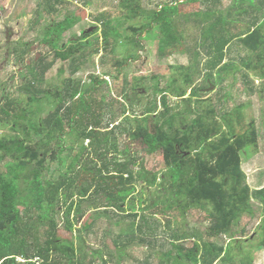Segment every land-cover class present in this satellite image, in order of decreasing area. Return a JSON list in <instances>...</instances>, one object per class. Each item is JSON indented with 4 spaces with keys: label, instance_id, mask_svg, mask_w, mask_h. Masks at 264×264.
Instances as JSON below:
<instances>
[{
    "label": "trees",
    "instance_id": "1",
    "mask_svg": "<svg viewBox=\"0 0 264 264\" xmlns=\"http://www.w3.org/2000/svg\"><path fill=\"white\" fill-rule=\"evenodd\" d=\"M45 1L51 12L55 3L60 4L64 0ZM143 1L120 0L119 7L124 13L122 16L97 17L96 21L101 24V28L92 34L84 32L81 37L69 42L71 46L64 45L60 49V37L78 21L67 17L65 21L51 25L45 31L44 43L51 47L54 60L47 62L41 57L35 61L30 60V57L23 59V63L26 60L33 63V67L24 75L25 81L20 88L22 94L26 93V98L8 101L0 107L1 122L10 123L16 132L12 136H0V166L7 159L11 161L3 165V170L0 167V264H59L51 262L53 256H61L66 264L104 262V253L110 256L111 252L91 250L92 257L87 260L88 252L83 238L78 244L64 240L58 234L60 226L56 216L63 213L67 227H70L74 199L79 197V203L92 199L93 189L95 194L105 192L111 205L117 204L121 209L118 205L121 198L127 197L125 193L133 189L137 181L147 183L145 200L149 206L146 211L158 209L165 216L174 210L181 216H186L191 210L204 211L209 222L205 234L211 239L230 235L232 228L245 216L251 219L259 216L262 218L264 239V188L252 191L242 170L243 155L250 148L258 149L259 133L254 122L240 134L232 121L233 112H228L230 120L224 117L223 124L214 116L215 110L207 115H197V111L193 109L195 103L189 100H184L183 111L173 112L172 108H168L162 118H155L157 109L153 106L148 109L146 118L137 120L131 138L135 142H141L149 153L161 152L164 155L166 169L162 175L157 172L148 177L142 169L137 171V160L133 157L123 163L108 159V150L119 146L114 143L116 139L111 138L109 131L103 132L102 129L110 130L112 127L113 133L122 130L114 126V123H105L100 119L103 111L99 102L88 99L81 91L80 82L73 77L86 63V49L93 46L90 39L96 33L102 32V45L109 48L112 39L137 40L144 33L153 30L161 19L160 13L158 10H151L152 8H143ZM223 1L208 0L209 3H215V7ZM262 3L263 0H233L230 6L232 12L239 16L254 14L249 29L240 35L228 36L231 32L227 28L228 22L232 21V25L237 24V21L219 17V12L211 8L204 14L198 13L191 18L202 29V44L211 42L208 49L214 57L206 64L210 82H213L214 71L226 59L227 47L235 41L238 40L245 51L253 54L264 49V10L259 6ZM177 10L175 8L171 11L176 14ZM232 12L229 13L230 17L233 16ZM187 17L184 16L185 19ZM138 20L140 23H137ZM187 30L189 29L185 28L183 32ZM179 33L180 29L175 23L167 26L161 35L163 41L160 50L166 53L176 49L181 43ZM96 42L99 47L98 38ZM58 61L72 63L70 79L65 84L46 86V75ZM258 61L264 63V55L259 54ZM247 66L250 68V64ZM179 69L185 81L192 84L200 72L193 65ZM245 78L247 80L250 76L245 74ZM92 83L95 86L96 83L102 84V81L95 78ZM247 84L251 85L249 94L255 96L253 82L249 80ZM262 88L264 90V85ZM202 91L196 89L199 95ZM47 108H51L52 112L42 117ZM102 124L106 127H101ZM71 136L76 143L82 139L91 142L88 148L80 145L75 157V164L83 161L84 167L75 172L73 163L66 175L55 180L47 163L49 159H59L61 163H66L61 153L65 152L63 144ZM112 136L114 138L116 134ZM33 137L40 138L41 141L33 143ZM93 148L100 151V155L94 153V158L89 152ZM70 150L69 152L74 151L72 148ZM95 159L99 160L100 165ZM22 184L25 185L24 190L21 189ZM72 190H78L77 196L72 194ZM63 191H66L67 198L59 204L63 199ZM256 201L261 205L258 212L254 204ZM20 207H25L22 213ZM62 207L65 208L64 212ZM199 238V233L195 231L187 237L176 232L173 239L178 244L171 243L172 250L159 255L150 254L145 261L133 259V263L154 264V257L158 258V264H215L223 256L226 261L236 260L237 254L232 255V248L216 249L206 242L201 245L202 249L199 243L190 248L185 246L187 241ZM120 240L121 236L115 239V243ZM173 251L176 252L175 257ZM20 258L23 262H19ZM233 260L232 264H235ZM240 264L253 262L249 259Z\"/></svg>",
    "mask_w": 264,
    "mask_h": 264
},
{
    "label": "rangeland",
    "instance_id": "2",
    "mask_svg": "<svg viewBox=\"0 0 264 264\" xmlns=\"http://www.w3.org/2000/svg\"><path fill=\"white\" fill-rule=\"evenodd\" d=\"M119 1L64 0L60 4L55 3L54 10L50 12L45 0H0V107L8 101L26 98V93L22 94L20 88L25 81L24 75L33 67L31 59L35 61L41 57L47 62L54 60L51 47L44 43L45 31L49 26L63 22L67 17L78 19L59 39L58 48L71 46L69 42L81 37L84 32L92 34L101 28V24L96 21L97 17L122 16L124 13L119 7ZM232 2L233 0H224L215 7V3H209L208 0H144L143 8L158 10L161 16L153 30L144 33L137 40L112 39L109 48L102 45L104 42L101 31L90 39L93 46L86 49V63L73 78L80 82L81 91L88 99L99 102L103 111L100 119L105 123H114V126L122 130L113 133L112 127L110 130L102 129L103 132L109 131L108 134L112 139H116L114 143L119 146L108 150L109 160L123 163L133 157L137 160V171L142 169L148 177L157 172L162 175L166 169L164 155L161 152L149 153L141 142L132 140L131 134L136 129L137 120L148 116L149 108L155 106V118H162L168 108H172L173 112L183 111L184 100H189L195 103L193 109L197 111V115H207L215 110L214 116L223 124L225 118L230 120L228 112H233L232 121L240 134L248 129L249 124H256L259 133L258 149L250 148L243 155L242 170L252 191L264 188V63L258 61V55H264V49L258 54H253L245 51L238 40L235 41L227 47L226 59L214 71L213 82H210L206 64L214 57L208 49L211 42L202 44V29L191 21L195 14H204L211 8L219 12V17L237 21V24L232 25V21L228 22L227 28L231 31L228 36L240 35L249 29L254 14L239 16L231 11ZM259 6L264 10V3ZM175 8L178 9L176 14L171 11ZM230 12L233 13L232 17L229 16ZM184 16H188L187 19ZM137 23H140V20ZM173 23L180 29L181 43L176 49L164 53L160 50L163 41L161 35L167 26ZM185 28L189 30L183 32ZM128 34L132 35L131 32ZM96 38L100 41L99 47ZM25 57H30V60L23 63ZM71 64L70 61H58L46 75V86L65 84L66 80L70 79ZM190 65L200 70L193 84L187 83L179 71V67ZM245 74L250 78L246 80ZM95 78H99L102 84L96 83L93 86ZM249 80L256 89L255 96L249 94ZM196 89L203 90L201 95ZM51 110L47 108L42 117H46ZM101 127L105 128L106 125L102 124ZM15 133L10 123L0 120V136H12ZM114 134L116 136L113 138ZM33 139V143L41 141L37 137ZM73 140L74 137L71 136L63 144L65 152L60 156L66 159L65 164L59 159H49L47 163L55 180L61 175H66L73 163L75 172L84 167L83 161L75 164V157L80 145L88 148L91 142L82 139L76 143ZM53 148L57 149V146L53 145ZM71 148L74 151L69 152ZM89 152L92 158L94 153L100 155L98 149L93 148ZM95 161L100 163L98 159ZM8 162H11L10 159L0 166L2 170L3 165ZM146 186L147 183L137 181L133 189L125 193L127 197L121 198L118 204L121 209L117 204L111 205L105 192L95 194L94 189L91 195L93 198L88 201L79 203L80 198L76 197L71 211L70 227H67L63 213L56 216L60 226L58 234L64 240L74 241L75 244L83 238L85 250L88 252L87 260L92 257L91 250H105L111 252L110 256L106 253L103 255L107 264H134L133 259L145 261L150 254L159 255L161 252L172 250L171 243L178 244L173 239L176 232L187 237L195 231L199 233L200 238L187 241V248L199 243L202 249L201 245L206 242L216 249L232 248V255L237 254L236 260L226 261L223 256L215 264H232V260L235 264H240L241 261L249 259L254 264H264L263 223L259 216L256 219L245 216L232 228L230 235L211 239L205 234L209 222L204 211L191 210L186 216H181L175 210L168 216L161 214L158 209L146 211L149 206L145 200L148 190ZM24 188L25 185L22 184L21 189ZM65 192H62L63 199L59 204L67 198ZM77 193L78 190H72V194ZM254 204L258 212L261 205L257 201ZM19 210L22 213L25 207H20ZM64 210L62 207V212ZM119 236L121 240L115 243ZM175 256L176 252L173 251V257ZM19 262L23 260L20 258ZM51 262L66 264L61 260V256H53ZM152 262L158 264L159 260L154 257Z\"/></svg>",
    "mask_w": 264,
    "mask_h": 264
},
{
    "label": "crops",
    "instance_id": "3",
    "mask_svg": "<svg viewBox=\"0 0 264 264\" xmlns=\"http://www.w3.org/2000/svg\"><path fill=\"white\" fill-rule=\"evenodd\" d=\"M235 226H236V225H235ZM235 226H234V227H235ZM252 259H253V258H252ZM253 264H254V263H253Z\"/></svg>",
    "mask_w": 264,
    "mask_h": 264
}]
</instances>
